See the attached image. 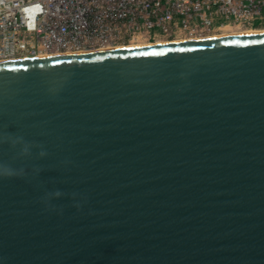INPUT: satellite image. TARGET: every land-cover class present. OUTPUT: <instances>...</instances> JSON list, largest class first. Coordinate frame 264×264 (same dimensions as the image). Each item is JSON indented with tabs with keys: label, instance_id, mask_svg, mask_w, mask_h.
Wrapping results in <instances>:
<instances>
[{
	"label": "water",
	"instance_id": "1",
	"mask_svg": "<svg viewBox=\"0 0 264 264\" xmlns=\"http://www.w3.org/2000/svg\"><path fill=\"white\" fill-rule=\"evenodd\" d=\"M0 264H264V32L0 61Z\"/></svg>",
	"mask_w": 264,
	"mask_h": 264
},
{
	"label": "built area",
	"instance_id": "2",
	"mask_svg": "<svg viewBox=\"0 0 264 264\" xmlns=\"http://www.w3.org/2000/svg\"><path fill=\"white\" fill-rule=\"evenodd\" d=\"M264 29V0H0V61Z\"/></svg>",
	"mask_w": 264,
	"mask_h": 264
},
{
	"label": "bare ground",
	"instance_id": "3",
	"mask_svg": "<svg viewBox=\"0 0 264 264\" xmlns=\"http://www.w3.org/2000/svg\"><path fill=\"white\" fill-rule=\"evenodd\" d=\"M221 32H222L221 34H216L214 36L223 37V36L241 35V34H249V33H260V32H264V29L257 28V29H241V30H239L236 28H232V29L228 28V29L222 30ZM200 39H203V38H198V40H200ZM155 44H162V43H160V42L159 43L158 42H156V43H154V42L153 43L138 42V43L130 44L126 47L149 46V45H155ZM109 47H105L104 50L109 49ZM114 48H119V47H111L110 49H114ZM48 56H53V55H47L46 57H48Z\"/></svg>",
	"mask_w": 264,
	"mask_h": 264
},
{
	"label": "rangeland",
	"instance_id": "4",
	"mask_svg": "<svg viewBox=\"0 0 264 264\" xmlns=\"http://www.w3.org/2000/svg\"><path fill=\"white\" fill-rule=\"evenodd\" d=\"M239 30H241V29H239ZM222 32H218V33H216V34H221Z\"/></svg>",
	"mask_w": 264,
	"mask_h": 264
}]
</instances>
